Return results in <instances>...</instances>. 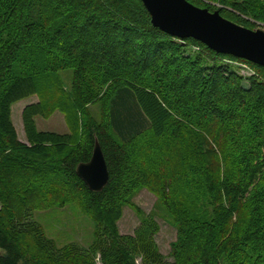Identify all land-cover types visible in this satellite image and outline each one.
<instances>
[{"label":"trees","instance_id":"trees-1","mask_svg":"<svg viewBox=\"0 0 264 264\" xmlns=\"http://www.w3.org/2000/svg\"><path fill=\"white\" fill-rule=\"evenodd\" d=\"M189 1L250 27L229 10V0ZM236 5L246 15L263 16L264 4L255 0ZM190 45L201 52L186 54ZM39 58L41 72L35 68ZM226 59L264 70L195 38L162 31L141 0H0V203L5 172L35 168L31 177L61 179L68 193L78 191L82 208L117 238V217L131 192L156 175L162 199L170 200L175 178L169 175V150L195 142L204 166L198 186L203 196L194 204L197 213L178 220L176 258L182 247L190 264H196L193 252L198 251L204 264H264V79L252 77L245 87L244 77ZM92 65L107 78L109 92L105 120L86 121L87 143L65 152L73 134L39 131L34 116L44 114L41 102L23 110L29 144L22 142L11 120L12 104L35 94L45 71L53 75L73 68L77 95ZM175 111L205 131L185 141L184 123L176 122L180 134H175ZM96 139L109 170L100 191H92L76 172L79 163L90 160ZM219 153L223 167L217 164ZM3 214L0 207V264H44L13 237ZM121 262L137 264L130 253H123Z\"/></svg>","mask_w":264,"mask_h":264},{"label":"rangeland","instance_id":"rangeland-1","mask_svg":"<svg viewBox=\"0 0 264 264\" xmlns=\"http://www.w3.org/2000/svg\"><path fill=\"white\" fill-rule=\"evenodd\" d=\"M255 1L264 4V0ZM235 2L229 0V10L248 20L249 28L264 30V13L262 17L246 15L236 7L241 0ZM213 3L217 7L222 5L220 2ZM186 50V54L201 52L198 45H190ZM209 62L213 63L211 60ZM223 62L244 77L245 87L250 86L249 79L252 77L264 79V70L260 71L244 61L226 59ZM43 65L44 62L39 58L35 65L36 71L41 72ZM45 73L40 78L35 94L12 104V123L18 138L29 144L23 110L30 104L41 102L44 114L34 116L37 129L73 134V141L65 152L75 150L87 143V119L105 120L108 80L103 78V72L96 65H92L85 85L76 95L73 68L63 69L53 75ZM177 121L185 124L182 130L185 141L205 131L200 122H189L181 111H175L172 119L175 134H180ZM161 144L163 148L164 144ZM192 145L184 143L177 146L176 150H169L168 158L172 163L169 175L175 178L170 200L165 202L162 199V193L158 190L161 183L156 175L151 179L145 178V182L131 192L117 217V238H111L104 226L82 208L75 199L78 191L68 193L67 184L61 179L51 180L44 176L43 181L41 176L31 177L30 174L36 172L35 168L22 171L21 167L16 166L5 172V199L0 203L4 210L3 220L23 249L29 253L32 249L44 264H122L123 253L132 254L137 264H190L191 259L187 260L190 255L186 250L182 251L181 247L178 258L174 250L177 243L181 242V223L178 220L197 213L194 204L203 196L198 186H201L204 166L199 149L195 148L197 145L195 142ZM146 151L144 149L143 153ZM53 155L59 157V154ZM217 164L219 167L225 164L222 153H219ZM194 169L197 174H192ZM41 180L45 182L43 185ZM73 194L74 200H71ZM193 254L196 264L198 261L204 264L199 251Z\"/></svg>","mask_w":264,"mask_h":264},{"label":"water","instance_id":"water-1","mask_svg":"<svg viewBox=\"0 0 264 264\" xmlns=\"http://www.w3.org/2000/svg\"><path fill=\"white\" fill-rule=\"evenodd\" d=\"M152 23L180 39L195 38L217 53L230 54L264 66V30L252 29L224 17L218 10L199 7L189 0H141ZM78 176L92 191L108 183L109 170L98 141L89 161L77 166Z\"/></svg>","mask_w":264,"mask_h":264}]
</instances>
